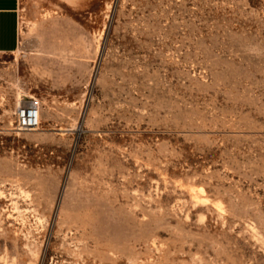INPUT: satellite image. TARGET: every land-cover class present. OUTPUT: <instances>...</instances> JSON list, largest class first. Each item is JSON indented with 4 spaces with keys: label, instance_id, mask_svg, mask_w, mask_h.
<instances>
[{
    "label": "rangeland",
    "instance_id": "obj_1",
    "mask_svg": "<svg viewBox=\"0 0 264 264\" xmlns=\"http://www.w3.org/2000/svg\"><path fill=\"white\" fill-rule=\"evenodd\" d=\"M0 53V264H264V0H18ZM40 98V126L13 111Z\"/></svg>",
    "mask_w": 264,
    "mask_h": 264
},
{
    "label": "crops",
    "instance_id": "obj_2",
    "mask_svg": "<svg viewBox=\"0 0 264 264\" xmlns=\"http://www.w3.org/2000/svg\"><path fill=\"white\" fill-rule=\"evenodd\" d=\"M18 0H0V53L13 51L18 41Z\"/></svg>",
    "mask_w": 264,
    "mask_h": 264
},
{
    "label": "built area",
    "instance_id": "obj_3",
    "mask_svg": "<svg viewBox=\"0 0 264 264\" xmlns=\"http://www.w3.org/2000/svg\"><path fill=\"white\" fill-rule=\"evenodd\" d=\"M41 101L37 96H28L13 111L16 130H34L40 126Z\"/></svg>",
    "mask_w": 264,
    "mask_h": 264
}]
</instances>
